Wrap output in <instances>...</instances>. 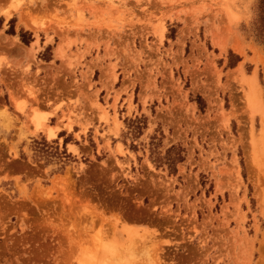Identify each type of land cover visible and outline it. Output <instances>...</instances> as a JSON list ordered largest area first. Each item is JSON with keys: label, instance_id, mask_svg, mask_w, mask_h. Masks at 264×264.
<instances>
[{"label": "rangeland", "instance_id": "374dc122", "mask_svg": "<svg viewBox=\"0 0 264 264\" xmlns=\"http://www.w3.org/2000/svg\"><path fill=\"white\" fill-rule=\"evenodd\" d=\"M260 14L0 0V264H264Z\"/></svg>", "mask_w": 264, "mask_h": 264}, {"label": "trees", "instance_id": "16d2710c", "mask_svg": "<svg viewBox=\"0 0 264 264\" xmlns=\"http://www.w3.org/2000/svg\"><path fill=\"white\" fill-rule=\"evenodd\" d=\"M260 22L262 23V26L264 28V0H260ZM2 23V19H0V26ZM20 40L23 41L24 43H28L30 41V35L29 38H24L22 34H20ZM180 149L176 146H170L165 154L160 158V163H165L168 166H170L172 164V162L174 161H178L180 160Z\"/></svg>", "mask_w": 264, "mask_h": 264}, {"label": "bare ground", "instance_id": "6f19581e", "mask_svg": "<svg viewBox=\"0 0 264 264\" xmlns=\"http://www.w3.org/2000/svg\"><path fill=\"white\" fill-rule=\"evenodd\" d=\"M132 253H133V252H132ZM113 258H114V257H113ZM113 258H112V259H113ZM85 260H86V259H85ZM82 262H83V261H82ZM84 262H85V261H84ZM86 263H87V261H86ZM105 263H106V262H105ZM105 263H104V264H105ZM89 264H90V262H89Z\"/></svg>", "mask_w": 264, "mask_h": 264}]
</instances>
